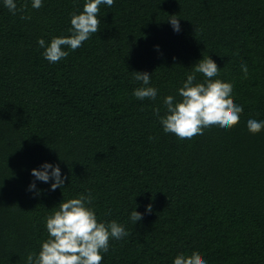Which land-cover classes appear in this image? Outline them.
<instances>
[{"label": "trees", "instance_id": "obj_1", "mask_svg": "<svg viewBox=\"0 0 264 264\" xmlns=\"http://www.w3.org/2000/svg\"><path fill=\"white\" fill-rule=\"evenodd\" d=\"M15 2L26 11L0 0V264H28L53 208L89 193L98 222L129 233L110 240L101 264H173L193 251L206 264H264V129H247L264 121V0H114L100 6L99 31L56 63L38 40L69 36V14L86 0ZM205 56L243 112L232 128L182 140L154 109L163 116L164 97L180 99ZM132 72L151 74L155 100L133 95L142 82ZM46 162L63 187L32 176Z\"/></svg>", "mask_w": 264, "mask_h": 264}, {"label": "clouds", "instance_id": "obj_2", "mask_svg": "<svg viewBox=\"0 0 264 264\" xmlns=\"http://www.w3.org/2000/svg\"><path fill=\"white\" fill-rule=\"evenodd\" d=\"M114 0H86L83 11L77 14L70 13L71 28L67 37H53L46 45L44 39H39L38 44L44 48L43 56L51 63H56L68 56L63 50L66 46L72 51L78 49L82 43L90 38V35L99 31L101 20L98 18L100 6L106 4L111 7ZM5 7L15 15L23 13L27 4L19 8L15 0H4ZM31 6L39 9L43 6L42 0H31ZM30 16L21 15V19H30ZM168 22L176 32L180 31L179 19L173 15ZM244 77L248 76L246 65L241 66ZM134 79L142 82V86L133 91V95L144 100H155L158 90L150 84L151 74L148 72H132ZM203 74L205 80L196 82V74ZM219 75V67L210 57H202L194 64L193 71L187 75L182 86L178 89L180 99L177 101L172 95L164 97L165 114L160 115V109L155 108L154 113L159 119L165 133L174 134L179 139H192L197 135H203L204 129L218 126L220 128H232L240 121L243 107L237 105L232 98L233 86L229 82L213 79ZM249 132L256 134L264 129V121L249 119L247 121ZM151 139V137H150ZM32 176L36 180L51 184V190L63 187L67 177H62L59 165L44 163L40 169H32ZM30 190L35 189L33 181ZM91 193L87 196L81 194L77 198L62 201L58 208L48 215L46 230L48 238L41 242L38 253H29L28 264H101L102 253L109 250L111 239L120 240L129 233L115 220L104 223L98 222L92 204ZM151 212V205L146 207ZM143 214L134 210L130 219L133 223L142 220ZM173 264H206L198 251L190 255L179 254Z\"/></svg>", "mask_w": 264, "mask_h": 264}]
</instances>
